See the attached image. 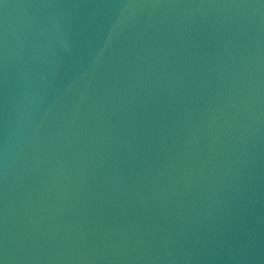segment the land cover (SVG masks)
I'll use <instances>...</instances> for the list:
<instances>
[{
  "label": "water",
  "instance_id": "1",
  "mask_svg": "<svg viewBox=\"0 0 264 264\" xmlns=\"http://www.w3.org/2000/svg\"><path fill=\"white\" fill-rule=\"evenodd\" d=\"M0 264H264V0H0Z\"/></svg>",
  "mask_w": 264,
  "mask_h": 264
}]
</instances>
